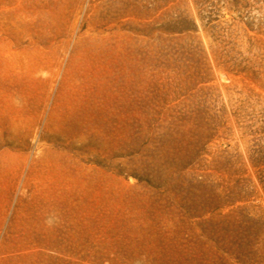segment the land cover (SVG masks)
Segmentation results:
<instances>
[{
    "label": "rangeland",
    "instance_id": "1",
    "mask_svg": "<svg viewBox=\"0 0 264 264\" xmlns=\"http://www.w3.org/2000/svg\"><path fill=\"white\" fill-rule=\"evenodd\" d=\"M0 264H264V0H0Z\"/></svg>",
    "mask_w": 264,
    "mask_h": 264
}]
</instances>
